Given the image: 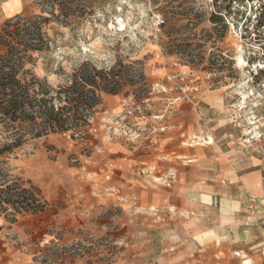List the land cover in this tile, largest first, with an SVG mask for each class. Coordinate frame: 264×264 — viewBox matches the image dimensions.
I'll return each instance as SVG.
<instances>
[{
	"label": "rangeland",
	"instance_id": "374dc122",
	"mask_svg": "<svg viewBox=\"0 0 264 264\" xmlns=\"http://www.w3.org/2000/svg\"><path fill=\"white\" fill-rule=\"evenodd\" d=\"M3 7L18 12L7 25L12 16L0 12V42L14 21L36 25L22 83L33 75L40 89L56 88L84 62L103 70L121 62L129 72L119 92L101 93L81 134L21 132L19 145L0 152V264H264V0ZM180 102L202 108L197 131L164 138L169 122L167 135L185 127ZM3 123L0 148L16 137ZM153 149L158 162L137 168H171L170 186L134 167L126 184L165 189L150 207L117 183L112 164ZM7 185L33 188L44 209L18 212Z\"/></svg>",
	"mask_w": 264,
	"mask_h": 264
},
{
	"label": "trees",
	"instance_id": "16d2710c",
	"mask_svg": "<svg viewBox=\"0 0 264 264\" xmlns=\"http://www.w3.org/2000/svg\"><path fill=\"white\" fill-rule=\"evenodd\" d=\"M13 18L17 16L8 18L5 25ZM12 24L14 30L8 31L7 37L0 42L4 49L0 53V121L4 122V128L13 130L16 137L4 144L0 152L19 145L24 133L33 137L65 132L81 134L88 124V115L101 103V93L121 90L128 67L118 62L103 70L84 62L72 72L67 84L56 88L47 85L46 89H40L34 83L39 79L33 75L30 82L22 83L17 77L22 59L29 51L38 48L30 43L36 35V25L32 20ZM11 187L6 186V200L12 202L15 210L36 213L44 209L45 202L33 188L16 186L12 190Z\"/></svg>",
	"mask_w": 264,
	"mask_h": 264
},
{
	"label": "crops",
	"instance_id": "0c3cea01",
	"mask_svg": "<svg viewBox=\"0 0 264 264\" xmlns=\"http://www.w3.org/2000/svg\"><path fill=\"white\" fill-rule=\"evenodd\" d=\"M4 1L7 0H3L0 2V12L8 17V16H12L13 14H15L18 11H13L12 13L6 14L5 13V9L3 7V3ZM2 4V6H1ZM202 108L195 102L192 103H187V102H180L176 105L174 111L178 114V120L176 119V122H185V127H182L179 132L177 130V132H173L172 134H168L171 130L172 127H176L174 124H172V121L169 122V126H167V130L166 133H164V138H171V137H175L178 134H184V131H189V130H196L197 131V118H201L200 116V112H201ZM196 121V122H195ZM180 127V125L178 126V128ZM192 147V146H191ZM114 148H111V150H113ZM189 150V149H188ZM116 152V151H115ZM157 150L153 149V151H150L148 153H132L130 158H125V157H114L113 161L114 163L112 164V170H114V172L116 173V176L118 180L117 183L121 184L124 186V188H126L128 191L132 190H137L140 196V199L142 201H145L146 204H150V207H155L153 204H159L163 201V199L165 198V196L167 195V191L163 188L158 189V190H154L151 189L147 186L140 188V187H135V185H129L126 186V184H128V181L130 180L131 176H132V171H133V167L134 169L137 168V163L138 162H158V158L159 155L157 154ZM195 155V154H193ZM184 156V155H183ZM187 161H192V159H189ZM158 165H160L159 163H157ZM153 167H155V172H162L160 169H156L155 165H152ZM142 167H138L137 169H141ZM171 169V168H167L164 171ZM163 171V172H164ZM138 173V172H137ZM143 177H148L146 175H143ZM152 180L151 176L148 177ZM150 180V181H151ZM154 185V184H153ZM126 186V187H125ZM162 187V186H161ZM164 187V186H163Z\"/></svg>",
	"mask_w": 264,
	"mask_h": 264
},
{
	"label": "built area",
	"instance_id": "2783aa9c",
	"mask_svg": "<svg viewBox=\"0 0 264 264\" xmlns=\"http://www.w3.org/2000/svg\"><path fill=\"white\" fill-rule=\"evenodd\" d=\"M188 95L189 94H187L186 97H189ZM197 137L199 136H195L193 138H197ZM139 171L140 173L148 177L151 176L153 182H157L165 186H170L174 178V171L167 170L164 172H155V167L153 166L142 167L141 169H139Z\"/></svg>",
	"mask_w": 264,
	"mask_h": 264
},
{
	"label": "bare ground",
	"instance_id": "6f19581e",
	"mask_svg": "<svg viewBox=\"0 0 264 264\" xmlns=\"http://www.w3.org/2000/svg\"><path fill=\"white\" fill-rule=\"evenodd\" d=\"M244 96V95H243ZM211 140H212V138H209V142L208 143H211Z\"/></svg>",
	"mask_w": 264,
	"mask_h": 264
}]
</instances>
